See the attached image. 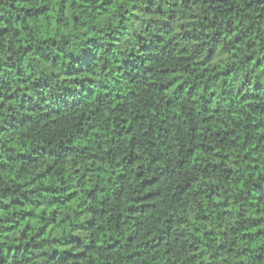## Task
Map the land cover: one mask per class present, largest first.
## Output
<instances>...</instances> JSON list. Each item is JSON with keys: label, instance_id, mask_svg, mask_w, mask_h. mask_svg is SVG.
Returning a JSON list of instances; mask_svg holds the SVG:
<instances>
[{"label": "trees", "instance_id": "16d2710c", "mask_svg": "<svg viewBox=\"0 0 264 264\" xmlns=\"http://www.w3.org/2000/svg\"><path fill=\"white\" fill-rule=\"evenodd\" d=\"M0 13V264H264V0Z\"/></svg>", "mask_w": 264, "mask_h": 264}, {"label": "clouds", "instance_id": "9594fccd", "mask_svg": "<svg viewBox=\"0 0 264 264\" xmlns=\"http://www.w3.org/2000/svg\"><path fill=\"white\" fill-rule=\"evenodd\" d=\"M2 14L3 13H0V15H2ZM91 23L95 24V23H97V21L93 20V21H91ZM0 26H2V25H0ZM101 26H103L102 23H101ZM17 27H18V25H17ZM85 30H86V28H81L79 25H77V33L78 34L81 33V32H84ZM40 67H43V69L45 71H47L48 73L59 72L60 71L59 67L53 66L51 64H42ZM109 67L110 68H115L116 67V62L114 60H112L111 58H109ZM104 75H105L104 73H100L96 78L98 80H102V79H104ZM93 106H95V105H93ZM71 131H74V129H71ZM40 139H41V137H34L33 138V142H32V146L36 147L37 141L40 140ZM4 140H5V142H7L8 141V137H4ZM18 141H19V136L17 135L16 142H18ZM125 149H126V146H125ZM98 154L99 155H104L103 151H100ZM112 159H113V164H114L115 163V158H112Z\"/></svg>", "mask_w": 264, "mask_h": 264}]
</instances>
